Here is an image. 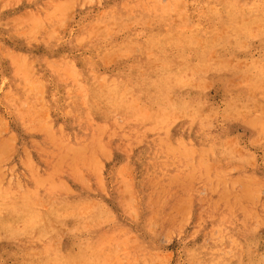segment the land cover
Returning a JSON list of instances; mask_svg holds the SVG:
<instances>
[{
    "label": "rangeland",
    "instance_id": "rangeland-1",
    "mask_svg": "<svg viewBox=\"0 0 264 264\" xmlns=\"http://www.w3.org/2000/svg\"><path fill=\"white\" fill-rule=\"evenodd\" d=\"M59 1L0 0V264H264V0Z\"/></svg>",
    "mask_w": 264,
    "mask_h": 264
},
{
    "label": "bare ground",
    "instance_id": "bare-ground-1",
    "mask_svg": "<svg viewBox=\"0 0 264 264\" xmlns=\"http://www.w3.org/2000/svg\"><path fill=\"white\" fill-rule=\"evenodd\" d=\"M60 1H61V0H60ZM60 1H59V2H60ZM64 1H65V0H63V3H64ZM66 1H67V0H66ZM66 1H65V2H66ZM61 2H62V1H61ZM51 4H52V3H51ZM60 4H61V3H60ZM97 94H98V93H97ZM97 96H98V95H97ZM90 97H92V96H90ZM95 97H96V95H95ZM98 97L101 98V96H98ZM225 189H226V188H225ZM226 191H227V190H226ZM227 192H228V191H227ZM224 196H225V195H224ZM226 248H227V247H226ZM222 250H223V249H222ZM226 250H227V249H226ZM222 252H223V254H224V252H226V251H222ZM228 252H229V251H228ZM229 253H230V252H229ZM229 253H226V255L224 254L226 258H229V257L231 258V256H229V255H230ZM234 253H238V252H234ZM234 253L232 252V255H233ZM228 254H229V255H228ZM238 255H239V254H238ZM238 255L236 254L235 256H238ZM228 256H229V257H228ZM235 256H233V259H234ZM235 258H236V257H235ZM231 259H232V258H231ZM236 259H237V258H236ZM217 260H218V259H217ZM219 260H220V259H219ZM214 261H215V260H214ZM215 262H216V261H215ZM219 262H221V261H219ZM212 263H213V262H212ZM216 264H217V262H216ZM218 264H220V263H218Z\"/></svg>",
    "mask_w": 264,
    "mask_h": 264
}]
</instances>
